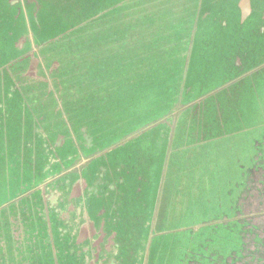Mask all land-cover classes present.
I'll list each match as a JSON object with an SVG mask.
<instances>
[{
    "label": "water",
    "instance_id": "1",
    "mask_svg": "<svg viewBox=\"0 0 264 264\" xmlns=\"http://www.w3.org/2000/svg\"><path fill=\"white\" fill-rule=\"evenodd\" d=\"M263 38L264 0H0V264L131 262L118 223L141 216L166 142L179 152L252 132L240 97L264 78ZM82 90L95 107L69 101ZM145 110L157 116L137 121ZM124 125L134 131L100 144L101 127ZM255 166L229 217L175 232L180 264L233 236L264 180Z\"/></svg>",
    "mask_w": 264,
    "mask_h": 264
},
{
    "label": "rangeland",
    "instance_id": "2",
    "mask_svg": "<svg viewBox=\"0 0 264 264\" xmlns=\"http://www.w3.org/2000/svg\"><path fill=\"white\" fill-rule=\"evenodd\" d=\"M255 59L256 62L261 60L259 56ZM261 61H264V55ZM248 82L254 87L248 88L245 85L247 82L239 87L253 89L254 93L240 97V115L246 125L254 126L252 132L238 135V139L229 142L202 143L190 139L183 143L185 151L179 152L174 147L169 148V143L166 142L167 148L163 156L151 159L155 163L148 175V183L144 178L145 191L137 193L143 203V206L136 207L137 214L141 216L136 222L118 223L122 231L119 256L131 258V262L126 264H180V255L182 252L187 255L188 248L180 242L187 245V240L179 239L175 232L192 227L195 229L215 219L227 218L241 204L240 190L245 189L248 180H252L246 181V176L257 172L256 164L264 163V158L258 157L261 153L251 149L252 145L264 149V141H259L264 137V78L261 81L254 78ZM83 92L84 90L72 95L69 101L78 99L83 107H95L98 104L96 95ZM156 116L155 111H141V117L137 121H152ZM260 122L263 125L259 128ZM125 126L101 127L103 133L100 144H112L121 140L126 133L134 131L133 127ZM177 138L176 136L175 139ZM222 138L216 137V140ZM171 145H175V142ZM221 147L224 148L219 150ZM2 200L3 198L0 199ZM250 200L251 198L247 205ZM150 206L153 207L151 217ZM124 230L135 233L132 237L133 249L129 248L131 239L123 233ZM163 254L168 256V260L164 262L160 259Z\"/></svg>",
    "mask_w": 264,
    "mask_h": 264
},
{
    "label": "trees",
    "instance_id": "3",
    "mask_svg": "<svg viewBox=\"0 0 264 264\" xmlns=\"http://www.w3.org/2000/svg\"><path fill=\"white\" fill-rule=\"evenodd\" d=\"M251 192L263 196L264 180ZM232 225L233 236L226 237L221 249L208 257L199 255L201 264H264V222L243 217Z\"/></svg>",
    "mask_w": 264,
    "mask_h": 264
},
{
    "label": "flooded vegetation",
    "instance_id": "4",
    "mask_svg": "<svg viewBox=\"0 0 264 264\" xmlns=\"http://www.w3.org/2000/svg\"><path fill=\"white\" fill-rule=\"evenodd\" d=\"M245 217L250 221L264 222V195L258 196L252 193L249 205H246Z\"/></svg>",
    "mask_w": 264,
    "mask_h": 264
}]
</instances>
